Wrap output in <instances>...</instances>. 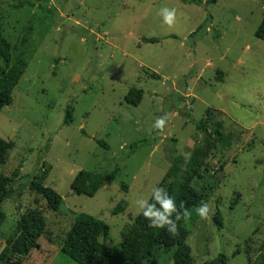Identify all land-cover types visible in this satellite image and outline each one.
<instances>
[{
  "label": "rangeland",
  "instance_id": "1",
  "mask_svg": "<svg viewBox=\"0 0 264 264\" xmlns=\"http://www.w3.org/2000/svg\"><path fill=\"white\" fill-rule=\"evenodd\" d=\"M14 1L0 0L10 65L23 60L12 102L0 112V138L14 144L0 168L10 179L0 255L26 212L39 211L46 228L37 249L7 254L0 264H75L61 253L70 213L106 224L105 245L115 249L133 229L136 200L150 199L173 159L182 171L201 167L191 185L210 208L204 219L191 209L185 221L193 264L219 254L227 264H261L264 41L254 33L264 0H218L207 10V0L200 7L178 0H42L39 8L13 10ZM162 7L176 9L172 26L157 15ZM131 88L143 92L136 107L124 100ZM70 106L72 121L64 125ZM165 116L164 128L154 129ZM197 122H206V133ZM142 141L148 143L129 149ZM82 170L104 177L91 198L70 188ZM32 180L62 198L59 213L30 190ZM174 251L157 249L145 264H172Z\"/></svg>",
  "mask_w": 264,
  "mask_h": 264
},
{
  "label": "trees",
  "instance_id": "2",
  "mask_svg": "<svg viewBox=\"0 0 264 264\" xmlns=\"http://www.w3.org/2000/svg\"><path fill=\"white\" fill-rule=\"evenodd\" d=\"M42 0H15L8 4L13 10H21L25 7L39 8ZM184 4L202 6L200 0H178ZM218 0H207L206 10L209 6L216 4ZM211 18H207L210 22ZM201 25L199 29L202 28ZM193 33L191 36H193ZM254 36L260 41H264V12L262 20L257 27ZM145 43L156 44L158 39H143ZM11 48L9 43L2 36L1 12H0V112L12 102V92L20 81L23 74V60L17 59L13 65ZM152 77L157 78L156 75ZM143 92L131 88L124 97L127 104L138 106L142 100ZM72 107L65 110L63 124L68 125L72 121ZM209 111H207V114ZM208 116V115H207ZM206 118V122L208 121ZM205 122V125H206ZM195 129L201 133H206V126L200 123L193 124ZM220 126L213 129L215 135H220ZM208 140V135L205 141ZM147 141L129 147L131 151L137 146L146 145ZM101 148L109 150V146L102 141H96ZM14 144L0 138V168L5 164L6 159L13 149ZM201 167H192L182 171L181 164L177 159H173L167 174L158 187L165 188L168 193L175 198L177 207L183 202L190 211L198 207L204 199V195L198 192L191 185V180L199 177ZM104 183V177L98 172L82 170L77 173L71 182L70 188L76 196L93 197ZM10 179L0 173V227L5 221V214L1 210L3 201L9 197L8 187ZM29 188L32 192L42 197L49 209L54 213H59L62 209L63 200L53 190L44 187L41 183L32 180ZM151 203V198L149 199ZM114 213V211H113ZM72 215L73 224L69 229L61 247V253L73 260L75 264H145L157 249L170 250L175 248L172 255V264H193L191 250L186 244L189 232L185 227V221L178 222V232L176 235L168 233L165 229L150 228L147 220L138 214L132 225V231L128 232L115 249L108 248L105 242L109 237V227L102 221L87 215ZM174 218V217H173ZM215 221L219 224L220 217L216 215ZM46 222L43 215L36 210H31L22 215L16 222L14 231L9 237L8 247L0 255V261L7 259V254L17 257L28 256L29 253L39 247V239L44 235ZM209 264H227L226 256L219 254ZM264 264V258L261 260Z\"/></svg>",
  "mask_w": 264,
  "mask_h": 264
},
{
  "label": "clouds",
  "instance_id": "3",
  "mask_svg": "<svg viewBox=\"0 0 264 264\" xmlns=\"http://www.w3.org/2000/svg\"><path fill=\"white\" fill-rule=\"evenodd\" d=\"M157 15L161 17L162 23L172 26L176 21L177 11L175 8L162 7L158 10ZM167 117H160L155 120L154 129H163ZM151 203L149 199L140 198L136 200V206L148 222L150 228L165 229L168 233L176 235L178 232V222L188 220L191 212L181 202L177 207L175 198L171 196L165 188L155 187L151 192ZM210 208L207 203H202L196 208V214L204 219L207 218ZM174 217V218H173Z\"/></svg>",
  "mask_w": 264,
  "mask_h": 264
},
{
  "label": "water",
  "instance_id": "4",
  "mask_svg": "<svg viewBox=\"0 0 264 264\" xmlns=\"http://www.w3.org/2000/svg\"><path fill=\"white\" fill-rule=\"evenodd\" d=\"M20 218V217H19Z\"/></svg>",
  "mask_w": 264,
  "mask_h": 264
}]
</instances>
